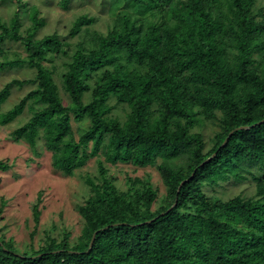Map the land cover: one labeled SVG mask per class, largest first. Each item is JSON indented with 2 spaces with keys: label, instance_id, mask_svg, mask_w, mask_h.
<instances>
[{
  "label": "trees",
  "instance_id": "1",
  "mask_svg": "<svg viewBox=\"0 0 264 264\" xmlns=\"http://www.w3.org/2000/svg\"><path fill=\"white\" fill-rule=\"evenodd\" d=\"M257 1L111 0V28L92 34L90 47L71 52L56 35L46 40L51 52L44 57L55 52L67 58V104L53 69L37 57L45 40L29 47L26 57L0 62V70L24 64L35 70L29 82L36 87L13 109L20 115L29 106L31 118L13 137L35 148L45 140L54 168L66 176L92 159L99 167L98 177L86 179L90 195L77 208L83 227L76 239L65 231L36 242L39 199L30 249H19L0 231V264H264V176H254L252 199L224 201L204 191L206 183L227 179L224 173L242 178L231 172L242 169L241 161L251 175L252 167L264 170V122L258 125L264 120V69L256 58L264 54V11L256 13ZM32 19L43 27L37 13ZM94 22L78 18L72 34ZM0 29L1 45L10 28ZM9 92H0V102ZM112 97L129 107L125 122L109 115ZM0 118L12 122L8 114ZM202 120L220 121L208 150L194 131ZM74 123H85L78 138ZM117 164L156 166L165 192L160 196L141 178H129L130 188L120 191L107 167ZM9 169L0 162V172Z\"/></svg>",
  "mask_w": 264,
  "mask_h": 264
},
{
  "label": "rangeland",
  "instance_id": "2",
  "mask_svg": "<svg viewBox=\"0 0 264 264\" xmlns=\"http://www.w3.org/2000/svg\"><path fill=\"white\" fill-rule=\"evenodd\" d=\"M110 1L67 0L65 3V0H19V2L0 0V24L10 28V38L0 45V62L13 60L18 54L26 57L29 47H38V42L45 40L44 46L37 51V57L49 60V63L45 62L46 60L44 63L53 69L54 81L67 104L68 97L64 93L62 84V73L66 69L67 58L55 52L44 57L45 52H51L46 40L52 43L50 37L56 35L71 52H75L81 44L85 48L90 47L92 34H106L111 28L116 13L111 11ZM61 4H64V7ZM260 10L264 11V0L257 1L255 11L257 13ZM35 13L44 21L41 28L35 27L32 21ZM82 16L95 19V22L82 26L78 33L73 35L77 19ZM147 17L153 19L152 13H148ZM256 58L264 69V54L260 53ZM34 72L35 70L30 69L27 64L19 67L8 66L0 70V92L8 87L10 90L0 102V115L8 114L12 118L10 123L0 118V162L10 167L7 172H0V210H2L0 231L7 239H13L21 250L30 249L32 245L31 233L36 229L33 206L40 202L39 199L42 202L43 214L41 223L37 227L36 242L46 239L48 235L61 238L65 231L72 234L73 240L76 239L83 227V220L77 208L90 195V187L86 179L99 176L96 159L87 162V165L79 169L76 175L66 176L54 168L53 151L47 149L45 140H39L35 148L13 137V133L19 135V128L31 118L29 106H26L20 115H15L13 109L36 87L34 81L29 82L34 78ZM25 80L28 82H24L23 85L14 83ZM86 101H90L89 97ZM108 104L109 115L125 122L130 112L129 107L119 104L116 97H112ZM34 106L38 109L41 105L36 103ZM219 124L220 121L202 120L194 130L204 136L207 150L212 147V139L220 129ZM73 126L75 136L78 138L79 130L85 127V123H74ZM238 166L242 169L232 167L231 172L242 175V178L224 173L223 176L228 177L227 179L221 177L218 178L217 184L206 183L204 191L224 201L237 196L244 199L255 198L257 180L254 176L263 177L264 170L252 167L250 169L253 175H251L246 171L248 166L244 162L241 161ZM107 167L110 169L109 176L115 179L114 183L120 191H127L130 188L129 178H141L149 180L159 191L160 196L165 192L156 166L136 168L131 164H117Z\"/></svg>",
  "mask_w": 264,
  "mask_h": 264
},
{
  "label": "water",
  "instance_id": "3",
  "mask_svg": "<svg viewBox=\"0 0 264 264\" xmlns=\"http://www.w3.org/2000/svg\"><path fill=\"white\" fill-rule=\"evenodd\" d=\"M263 122H264V120H263L262 122H259L258 125L262 124ZM254 126H256V125H254ZM254 126H253V127H254ZM249 128H250V127H241V128H239L238 130H244V129H249ZM233 133H234V131L231 132V133L229 134L228 138H227V139L225 140V142L222 144V147H224V146L227 144L229 138L233 135ZM215 155H216V154H214L212 157H214ZM211 159H212V158H208V159H207L202 165H204L205 163H208ZM184 183H185V182H183V183L181 184V186H182ZM181 186H180V188H181ZM180 188H179V189H180ZM172 208H173V207H172ZM172 208H171V209H172ZM171 209H170V210H171ZM170 210H169V211H170ZM163 215H165V213L161 214L160 216H163ZM160 216H158V217H160ZM158 217H157V218H158ZM157 218H156V219H157ZM154 220H155V219H154ZM93 241H94V237H93V239H92L91 245H92Z\"/></svg>",
  "mask_w": 264,
  "mask_h": 264
}]
</instances>
